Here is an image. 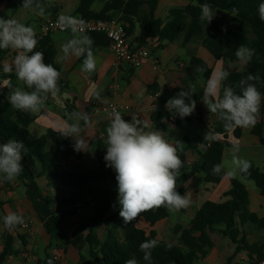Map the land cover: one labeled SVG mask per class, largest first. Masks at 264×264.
Here are the masks:
<instances>
[{
  "label": "crops",
  "instance_id": "obj_1",
  "mask_svg": "<svg viewBox=\"0 0 264 264\" xmlns=\"http://www.w3.org/2000/svg\"><path fill=\"white\" fill-rule=\"evenodd\" d=\"M109 1L93 0L92 11L94 13L101 12ZM124 1L127 2L128 0ZM146 1L143 10L150 12L154 9L155 16L165 23L169 20L170 10L193 4L192 0H159L157 4L153 0ZM44 2L45 4L42 6L32 4V6L25 8L23 7L24 0H5L0 3V13L6 16L8 20L14 19L33 28L36 35L40 23L44 20L78 15L79 0H44ZM50 9H54V14L50 12ZM213 13H215L213 20L222 18L221 14L214 11ZM121 15V13L117 14L116 18H120ZM34 23H36L35 27L33 26ZM139 34V24L134 21L133 32L130 35L132 44H135V39ZM82 37L83 35L79 34L54 33L50 35L57 50L56 63L61 68V78L67 83V88L60 90L55 97L49 94L47 100L36 112L17 110L9 103L8 94L11 89L19 88L25 91H32V89H28L22 81H19L14 71L12 73L3 71L4 64L11 65L16 55L14 50L5 49L8 52L0 57V67H2L0 71V103L4 112L18 124H22L19 112L30 115L32 123L28 131L36 139L46 135L50 130L61 134L78 122L80 131L76 138L82 137L86 140L87 150H82L84 153L82 161L73 160L71 163L79 164L81 172L87 173L96 168L97 144L103 142L106 145V129L110 124V119L96 114L95 109L98 105L114 103L128 106L136 111L135 116L138 119L147 122L146 130L154 131L157 128L152 122V115L156 111L166 108L165 105L160 106L158 101L153 103L149 99V94L162 93L163 89L173 91L181 87L192 88L193 93L200 100L199 116H196L191 122L173 118L170 122L164 123L162 134L170 143H175L176 140L182 143L178 147V154L184 146L182 136L187 138L202 155L206 154L207 146L212 141L226 143L222 158L225 177L217 184H206L203 174L192 177L185 184V194L191 196L190 206L175 213L171 212V215L174 214L178 219L177 224L170 222V215L168 219L157 223L154 227H151L144 220H140L138 227L146 234L155 231L157 240L177 244L178 236L174 234V231L168 233L161 231L163 227L172 224L173 230L177 225L188 228L197 211L205 202L220 203L226 200L225 194L231 189L232 178H237L245 184L249 192L251 212L259 218H264V198L259 189L252 185L253 181L243 180L239 176L238 170L234 176L226 174L236 169V159L254 163L256 167L264 170V143L253 134L254 126L262 123L264 139V101L261 103L260 115L254 126L226 128L225 121L217 114L210 112L201 100L207 86L204 80V74L207 70L210 71V76L216 69H225L229 73L219 89L220 98L223 96L224 87H231L236 94H242L241 80L254 84L261 96L264 97L263 75L249 73L247 71L248 63L245 64L241 60L232 65L217 60L211 52L202 46L199 40L184 44L183 37L172 43H160L156 38L148 41L147 47L151 51L153 61L159 64V69L154 68L153 62L138 69H134L126 63L115 65V56L107 44L92 51L96 59V70L86 73L82 71L86 52L79 57L69 54L67 58L63 52V46L66 43ZM161 44L162 48H160ZM3 50L0 49V53ZM195 59L204 62L206 68L203 69L195 64L193 62ZM198 67L203 71L197 72ZM249 75L253 77L252 80H248ZM80 113L87 114L89 117L87 123L79 119L77 114ZM132 116L130 114L122 115L123 119L128 122H131ZM217 130L225 132L219 134L216 132ZM238 130H240V134H237ZM206 134H211V137L205 139ZM62 137L64 141L74 146L75 140L72 137L64 135ZM233 145L239 146L238 152H233ZM46 149L57 156L60 155L57 145L51 140L48 141ZM198 159L197 152L187 153V161L183 167L194 164ZM21 163L23 170L13 182L0 183V253L4 247V238L7 236L13 240L12 249L14 251L7 264H81L83 257L89 259L90 246L86 237L90 229L88 221L94 216L92 197L77 195L76 207L78 211L69 215L61 225L49 228V224L56 215L72 212L73 207L65 206L62 202L72 193L70 190L56 186L49 176H41L39 163L32 165L23 159ZM60 164L62 168L67 166V163L62 161ZM119 209L120 205L116 201L111 213ZM8 212H16L22 215L28 227H24V224L20 227L17 226L12 231L6 230L2 218ZM222 230L216 229L210 233V237L214 242V235L222 236L223 240H226L227 249L221 251L214 243V248L209 251L208 255L196 261L195 264H224L229 257L234 255L236 246L221 234ZM246 231L250 243L264 239V233L255 230L253 226H247ZM96 234L98 238L104 239L107 231L103 225H98ZM81 238L82 240L78 241ZM235 262L248 264L247 253L239 254Z\"/></svg>",
  "mask_w": 264,
  "mask_h": 264
},
{
  "label": "trees",
  "instance_id": "obj_2",
  "mask_svg": "<svg viewBox=\"0 0 264 264\" xmlns=\"http://www.w3.org/2000/svg\"><path fill=\"white\" fill-rule=\"evenodd\" d=\"M5 0H0L4 2ZM155 4L159 0H153ZM193 4L184 8H175L169 11V20L165 23L155 16V10L150 12L143 10L146 0H110L99 13L92 11L93 0H79L77 14L84 20L113 19L121 13L119 20L125 24L127 32L132 35L134 21L139 24L140 34L135 39V45L147 46L151 39H158L160 43L175 42L183 37L184 44L199 40L217 59L225 63L234 64L240 60L236 56L237 48L241 45L255 50V55L248 62L247 71L251 74L264 76V21L259 17L258 7L264 0H192ZM210 4L212 11L222 15L219 20H212L206 24L200 20L201 5ZM36 6L45 4L44 0H33ZM54 14V9H50ZM0 18H8L0 13ZM91 51L97 47L108 44L104 35L93 34ZM252 37V38H251ZM38 43L34 51L44 54V62L53 65L60 72L58 86L60 90L67 88V83L61 78V68L56 63L57 50L50 36L40 38L36 35ZM162 48V44L160 45ZM8 50H3L0 57ZM195 64L205 69L204 62L195 59ZM2 67H0V71ZM210 71L204 74L205 83L208 82ZM181 88L169 91L163 89L159 105H165L166 101L174 97ZM196 100V108L192 115L181 119L177 114L166 109L156 111L152 115V122L157 130L164 131V123L173 118L191 122L200 114V100L193 93ZM22 124H18L3 110L0 103V142L15 139L23 143L27 151L23 152V160L29 164L39 163L41 176H49L56 186L70 190L72 195L62 202L65 206L73 207L70 213L56 215L49 228L61 225L71 214L78 211L76 207L77 195L91 196L93 199L94 216L89 219V233L86 240L90 246L89 259L82 258L81 264H124L126 260L135 259L137 264H195L196 261L205 258L209 251L214 248V242L210 233L216 231V226L224 225L221 234L228 238L235 246V253L229 257L224 264L236 263V258L242 252H246L249 258L248 264L264 263V239L256 243L248 241L247 226H253L257 231L264 233V218H259L250 210L249 192L245 184L237 178L231 179V189L225 194L224 202L207 201L197 211L188 228L177 225L174 234L178 236V243H168L157 240L155 231L146 234L138 227L140 220H144L151 227L168 219L171 211L167 207L153 208L138 215L130 223H125L119 216V211L111 213L117 201V181L114 169L106 165L104 156L106 146L103 142L97 144L96 168L87 172H81L79 164H72L73 160L79 162L84 158L83 151H76L74 146L63 140L60 133L52 130L41 138L30 135L28 128L32 123L30 115L19 112ZM164 121V122H162ZM219 134L225 131L217 130ZM240 134V130L237 131ZM253 134L263 139V124H256ZM184 146L179 156L186 164V155L195 151L199 155L197 162L181 169L177 178V191L179 194L186 193L185 184L194 176L205 175L206 184H217L225 177L222 171L219 175L212 173L215 164L222 165L223 152L226 143L212 141L207 146L206 154H200L196 147L185 137H181ZM54 142L60 153L59 156L47 151L48 141ZM67 163L62 168L60 162ZM247 172H239V176L245 181H253L264 198V170L249 163ZM34 187H36L34 185ZM37 190V187L35 188ZM103 225L107 235L104 239L98 238L96 229ZM20 227V226H18ZM19 238L23 239L19 236ZM82 240L79 239L78 241ZM156 241L155 246L150 249V261L144 259L145 253L141 251L140 245L144 242ZM13 240L7 236L4 238V247L0 253V264H7V259L14 251Z\"/></svg>",
  "mask_w": 264,
  "mask_h": 264
},
{
  "label": "clouds",
  "instance_id": "obj_3",
  "mask_svg": "<svg viewBox=\"0 0 264 264\" xmlns=\"http://www.w3.org/2000/svg\"><path fill=\"white\" fill-rule=\"evenodd\" d=\"M32 4L33 0H24L23 7L27 8ZM200 7V20L205 21L206 24L210 23L215 16L211 5L205 3ZM258 11L260 19L264 21V3L259 5ZM61 23L76 31L72 18L61 17ZM37 43L33 28L14 19L0 18V49H12L16 52L12 64L5 63L3 71L5 73L14 71L16 78L28 89H32L25 91L16 88L9 91V103L17 110L39 111L49 94L55 97L60 91L58 86L60 72L53 65L44 62L42 52L34 51ZM91 44V38L85 35L81 39L70 40L63 46L66 58L69 54L79 57L87 53L82 67V71L86 73L96 70V59L92 54ZM235 54L239 60L247 64L255 55V50L241 45ZM196 71L200 72L203 69L198 67ZM228 75L225 69H216L212 72L201 97L202 102L210 112L225 121L226 128L254 126L260 115V106L264 97L254 84L241 80L242 94H236L231 87H224L223 96L220 98L219 89ZM252 79L253 77L249 75L248 80ZM193 97L192 88L181 87L174 97L166 101L165 108L183 119L192 115L196 108L197 102ZM77 115L85 123L89 121L87 114ZM109 118L104 160L116 173L119 216L123 221L126 224L130 223L140 213L162 206L173 213L189 207L190 194L181 195L177 191V178L183 167L178 147L182 143L178 140L170 143L160 130H146L147 122L138 119L135 115L132 116L131 122H128L123 119L120 112L113 110L109 113ZM79 131L77 122L61 134L75 140L76 151L87 150L86 140L82 137L76 138ZM210 137L211 134L205 135V139ZM25 151L27 149L23 143L15 139L0 143V183L13 182L20 175L23 170L22 153ZM238 151L239 146L233 145V152ZM235 164L236 169L227 172V175L234 176L237 170L247 172L250 166L248 161L241 159H236ZM221 171V164L213 165L214 175H219ZM2 220L4 228L8 231L25 224L24 217L16 212H8ZM155 244L156 241H148L140 245L146 261H150V249ZM124 264H137V261L129 259Z\"/></svg>",
  "mask_w": 264,
  "mask_h": 264
},
{
  "label": "built area",
  "instance_id": "obj_4",
  "mask_svg": "<svg viewBox=\"0 0 264 264\" xmlns=\"http://www.w3.org/2000/svg\"><path fill=\"white\" fill-rule=\"evenodd\" d=\"M74 22L76 31L72 27L65 26L61 23L60 18H49L40 23L38 36L44 38L54 33L62 34H79L90 37L93 34L104 35L108 42V47L115 56V65L129 64L132 68L138 69L144 65L153 62L155 69H159V64L153 61L151 51L147 46H137L132 44L130 36L127 32L125 24L119 18L103 19V20H84L81 15L70 17ZM161 98V93L154 92L149 94V99L155 103ZM113 110L123 114L136 115V111L128 106L117 105L114 103L100 104L95 109L96 114L110 119L109 113ZM24 227H28L25 224ZM11 258L8 257L7 261ZM264 264V263H263Z\"/></svg>",
  "mask_w": 264,
  "mask_h": 264
},
{
  "label": "rangeland",
  "instance_id": "obj_5",
  "mask_svg": "<svg viewBox=\"0 0 264 264\" xmlns=\"http://www.w3.org/2000/svg\"><path fill=\"white\" fill-rule=\"evenodd\" d=\"M164 1H165V0H164ZM35 25H36V23L33 24L34 27H35ZM251 38H252V37H251ZM252 185H254V187H256L254 182H252ZM117 203H118V201H117ZM185 221H186V219H185ZM185 221H184V222H185ZM170 222H171L172 224H177L178 219L175 217L174 214L171 215V217H170ZM172 224H170V225H166L165 227H163V229H162L161 231H166L167 233H168L169 231H174V230H173V227H172ZM216 229H220V230L223 229V230H224V229H225V226H224V225H219V226H216ZM213 240H214V243H215V245L217 246V248H218L219 250H221V251H224V249L226 248V245H227L226 240H225V239L223 240V237H222V236L220 237V235H218V234L213 236ZM226 249H227V248H226Z\"/></svg>",
  "mask_w": 264,
  "mask_h": 264
}]
</instances>
